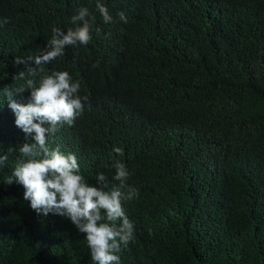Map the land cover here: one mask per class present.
<instances>
[{
  "label": "trees",
  "instance_id": "trees-1",
  "mask_svg": "<svg viewBox=\"0 0 264 264\" xmlns=\"http://www.w3.org/2000/svg\"><path fill=\"white\" fill-rule=\"evenodd\" d=\"M100 2L113 22L97 0H0V264H93L68 218L38 216L21 185L5 184L25 134L3 89L53 70L93 100L49 147L75 154L93 185L97 173L119 185L121 160L122 190L138 193L122 202L134 240L120 264H264V0ZM81 7L95 16L87 45L66 46L36 77L14 63L46 50L54 27L74 28Z\"/></svg>",
  "mask_w": 264,
  "mask_h": 264
},
{
  "label": "clouds",
  "instance_id": "clouds-1",
  "mask_svg": "<svg viewBox=\"0 0 264 264\" xmlns=\"http://www.w3.org/2000/svg\"><path fill=\"white\" fill-rule=\"evenodd\" d=\"M96 9L105 24L113 22L108 9L97 0ZM119 19L127 23L124 12L118 13ZM74 28L64 31L58 27L52 29L53 35L47 40L45 48L37 55L26 59L17 57L16 65L29 63L32 77L43 72V65L65 54L66 46L87 45L95 26V16L88 8L81 7L71 18ZM0 20V27L8 23ZM97 33L99 27H95ZM14 78L24 79L25 73L19 72ZM80 83L73 81L68 71L53 70L40 76L39 80H26V87L3 89L8 97V107L15 115V125L25 134V142L19 146L21 158L15 163L5 184H19L23 187V198L38 216L49 214L68 218L79 233L84 235L90 250L93 264H120L122 248H127L134 240V225L127 218L122 202L132 200L138 195L135 189H122L130 175L125 164L117 159L110 184L103 173H97L96 184L86 182L80 173L78 159L73 153H64L60 147H49L48 136L54 135L64 125H73L77 116L82 114L84 104L93 97L80 96ZM30 92L27 103L12 99L14 94ZM31 141V142H29ZM12 150V149H10ZM114 152L123 156L121 148ZM7 161V155H0V166ZM119 221V223H117Z\"/></svg>",
  "mask_w": 264,
  "mask_h": 264
},
{
  "label": "rangeland",
  "instance_id": "rangeland-1",
  "mask_svg": "<svg viewBox=\"0 0 264 264\" xmlns=\"http://www.w3.org/2000/svg\"><path fill=\"white\" fill-rule=\"evenodd\" d=\"M89 127V125H87Z\"/></svg>",
  "mask_w": 264,
  "mask_h": 264
}]
</instances>
